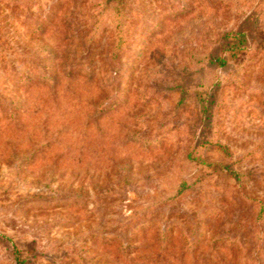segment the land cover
<instances>
[{
    "label": "rangeland",
    "instance_id": "rangeland-1",
    "mask_svg": "<svg viewBox=\"0 0 264 264\" xmlns=\"http://www.w3.org/2000/svg\"><path fill=\"white\" fill-rule=\"evenodd\" d=\"M0 264H264V0H0Z\"/></svg>",
    "mask_w": 264,
    "mask_h": 264
}]
</instances>
